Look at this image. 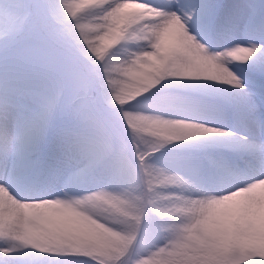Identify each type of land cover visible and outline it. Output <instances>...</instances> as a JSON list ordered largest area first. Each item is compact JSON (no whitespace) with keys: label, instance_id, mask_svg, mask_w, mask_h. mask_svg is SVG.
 <instances>
[{"label":"snow or ice","instance_id":"6c2138e0","mask_svg":"<svg viewBox=\"0 0 264 264\" xmlns=\"http://www.w3.org/2000/svg\"><path fill=\"white\" fill-rule=\"evenodd\" d=\"M260 184L264 0H0V264H264L208 224ZM65 217L118 254L46 238Z\"/></svg>","mask_w":264,"mask_h":264},{"label":"rangeland","instance_id":"374dc122","mask_svg":"<svg viewBox=\"0 0 264 264\" xmlns=\"http://www.w3.org/2000/svg\"><path fill=\"white\" fill-rule=\"evenodd\" d=\"M83 5L94 4L96 6H102L104 0H79ZM130 3H134V0H129ZM137 13L132 14L128 19V26L132 24L139 25L140 19L148 18L137 17ZM89 22L94 23L89 19ZM142 26V27H141ZM142 28V29H141ZM143 25H139V30H144ZM137 31L136 35L140 34ZM107 201V200H106ZM247 205H256L261 209H264V184L258 185L255 189L251 190V194L246 197ZM110 202V201H107ZM111 203V210L113 211L117 206ZM219 208L218 214L212 216L208 222L209 230L216 235H222L224 239L242 238L252 233H258L261 237H264V212H261L258 219H254L249 215L235 211L231 209L224 202H220L218 205L211 206V209ZM104 209L99 210V214L104 215L106 213ZM93 226L86 227L83 223L74 222L71 218L65 217L61 220L51 223L47 229V232L53 237L54 240L62 237L69 242H81L82 245H90L87 250L92 251L98 255H111L118 254V249L122 245L121 239L113 232L104 228L103 226L92 221ZM88 235L90 240H93L95 244H89L81 238L83 235ZM95 234V235H94ZM99 235V236H98ZM87 240V238L85 239ZM82 247V246H80ZM79 246L76 248H80ZM72 248V246H70Z\"/></svg>","mask_w":264,"mask_h":264},{"label":"trees","instance_id":"16d2710c","mask_svg":"<svg viewBox=\"0 0 264 264\" xmlns=\"http://www.w3.org/2000/svg\"><path fill=\"white\" fill-rule=\"evenodd\" d=\"M101 208L102 209H104L106 212L108 211V210H111V208H112V206H111V203L110 202H107L106 200L105 201H102L101 202ZM100 208V209H101ZM115 210V209H114ZM113 210V211H114ZM112 211V212H113ZM108 212H111V211H108ZM44 235L46 236V238H48V239H51V240H54L53 239V237L46 231V233H44ZM95 235V234H94ZM88 235H86V234H84L83 235V237L81 238L82 240H84V241H86L87 243H89V244H95L94 242H93V240H90L89 239V237H87ZM99 236V235H98ZM217 237H219L220 239H224L223 238V236L222 235H217ZM87 238V240H85ZM55 241H58V242H60L61 244H62V246L63 247H66V248H70V246H72V248H76V247H80V246H82V247H80L81 249H83L84 248V245H82L81 244V242H69V241H67L66 239H64V238H62V237H60L59 236V238H57V240H55ZM90 246V245H89ZM111 255H114V254H111Z\"/></svg>","mask_w":264,"mask_h":264},{"label":"bare ground","instance_id":"6f19581e","mask_svg":"<svg viewBox=\"0 0 264 264\" xmlns=\"http://www.w3.org/2000/svg\"><path fill=\"white\" fill-rule=\"evenodd\" d=\"M140 9H141V11L139 12V13H137L136 15H137V17H142V16H144L145 17V12L147 11L146 9H145V7L144 6H138ZM142 27V26H141ZM142 29V28H141ZM144 29V28H143ZM138 36V35H137Z\"/></svg>","mask_w":264,"mask_h":264}]
</instances>
